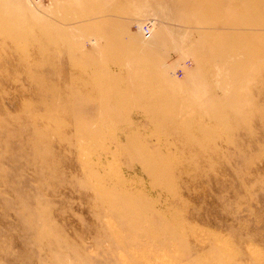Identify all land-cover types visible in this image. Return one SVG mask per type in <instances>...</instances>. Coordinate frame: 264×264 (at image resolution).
Segmentation results:
<instances>
[{"label":"rangeland","instance_id":"obj_1","mask_svg":"<svg viewBox=\"0 0 264 264\" xmlns=\"http://www.w3.org/2000/svg\"><path fill=\"white\" fill-rule=\"evenodd\" d=\"M0 264H264V0H0Z\"/></svg>","mask_w":264,"mask_h":264},{"label":"built area","instance_id":"obj_2","mask_svg":"<svg viewBox=\"0 0 264 264\" xmlns=\"http://www.w3.org/2000/svg\"><path fill=\"white\" fill-rule=\"evenodd\" d=\"M152 27V25L151 24H148V25H145V28H144V31H143V33L145 34V35H150L151 34V28ZM180 73H179V76L180 77H182L183 76V70H180L179 71Z\"/></svg>","mask_w":264,"mask_h":264}]
</instances>
